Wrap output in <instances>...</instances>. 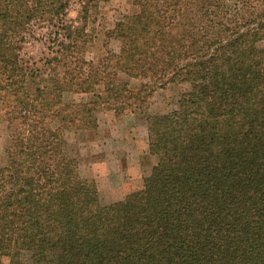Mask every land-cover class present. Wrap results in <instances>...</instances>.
<instances>
[{
    "label": "trees",
    "instance_id": "1",
    "mask_svg": "<svg viewBox=\"0 0 264 264\" xmlns=\"http://www.w3.org/2000/svg\"><path fill=\"white\" fill-rule=\"evenodd\" d=\"M133 2L107 31L119 49L94 61L70 0H0V264H264V0ZM42 21L48 72L21 54ZM183 82L177 108L149 112L157 88ZM102 108L143 113L158 156L113 201L66 149L65 130L98 127Z\"/></svg>",
    "mask_w": 264,
    "mask_h": 264
},
{
    "label": "rangeland",
    "instance_id": "2",
    "mask_svg": "<svg viewBox=\"0 0 264 264\" xmlns=\"http://www.w3.org/2000/svg\"><path fill=\"white\" fill-rule=\"evenodd\" d=\"M83 0H70L67 20L77 26H84L89 32L90 41L84 49L86 59L98 61L108 51L119 49V42L107 37V31L113 28L125 14L132 13L137 6L133 0H94L88 13L83 11ZM46 21L33 25L22 42L21 54L28 66L44 72L51 67L46 63L52 49H57L56 36ZM59 41V40H58ZM123 78H128L121 73ZM144 80L131 78L130 86L138 88ZM189 83L170 84L157 88L150 113L168 112L179 105V99ZM92 93L66 92L65 100H90ZM1 108V102H0ZM98 127L87 129L68 128L65 130L67 151L80 160L84 176L94 178L101 191L102 198L113 201L124 198L129 192L144 185L158 161V156L150 151L149 133L146 118L127 113L118 116L112 108H102L95 112ZM56 125L57 123L52 122ZM9 143L7 122L0 120V165L6 162V147ZM3 264H10L9 257L3 258ZM22 264H30L29 253L23 256Z\"/></svg>",
    "mask_w": 264,
    "mask_h": 264
}]
</instances>
